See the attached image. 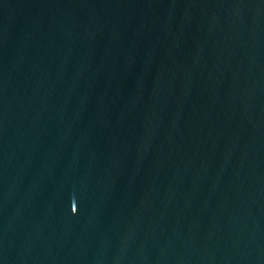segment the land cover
Here are the masks:
<instances>
[{
  "label": "water",
  "instance_id": "water-1",
  "mask_svg": "<svg viewBox=\"0 0 264 264\" xmlns=\"http://www.w3.org/2000/svg\"><path fill=\"white\" fill-rule=\"evenodd\" d=\"M0 264H264V0H0Z\"/></svg>",
  "mask_w": 264,
  "mask_h": 264
}]
</instances>
